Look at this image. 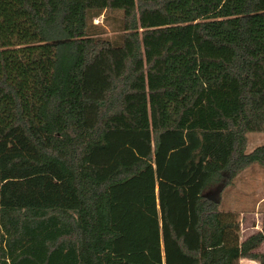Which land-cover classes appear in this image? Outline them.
Wrapping results in <instances>:
<instances>
[{
  "label": "trees",
  "instance_id": "trees-1",
  "mask_svg": "<svg viewBox=\"0 0 264 264\" xmlns=\"http://www.w3.org/2000/svg\"><path fill=\"white\" fill-rule=\"evenodd\" d=\"M250 133L264 0H0V264H264Z\"/></svg>",
  "mask_w": 264,
  "mask_h": 264
},
{
  "label": "rangeland",
  "instance_id": "rangeland-1",
  "mask_svg": "<svg viewBox=\"0 0 264 264\" xmlns=\"http://www.w3.org/2000/svg\"><path fill=\"white\" fill-rule=\"evenodd\" d=\"M111 12L114 13L112 20L115 22H121L122 11L113 10ZM115 22H112L110 18L108 19V15H106V19H104V16H101L94 20L95 24L103 25L105 27L106 30L105 36L111 39L117 38L119 33L118 25ZM262 145H264V133H250L248 135L247 152H252L257 147ZM258 173H264V168L260 166H254L246 170L244 173L245 177L244 178L243 176L239 177L238 178L239 180H237L236 182L239 183L238 184L239 186L228 188L225 194L222 196V200L219 205V210L221 211L233 210L232 209L233 206L230 205L228 200L231 198H236L238 196L245 197L244 212L242 213L243 215H241L240 217L241 223H255V224L264 223V213L259 211H257L259 212L257 213L256 211L253 210V208H255L256 205V201H257L256 199H259L261 198L262 195H264V189H261L260 192L258 193V191L255 190V187L253 186L254 175ZM240 183H242L243 185L240 186ZM244 236L246 237V234H243V237ZM258 251L264 253V243L258 249ZM241 264H260V263L243 260Z\"/></svg>",
  "mask_w": 264,
  "mask_h": 264
},
{
  "label": "crops",
  "instance_id": "crops-1",
  "mask_svg": "<svg viewBox=\"0 0 264 264\" xmlns=\"http://www.w3.org/2000/svg\"><path fill=\"white\" fill-rule=\"evenodd\" d=\"M245 171L242 172L237 179L235 180V183L228 187V188H232V187H238L239 183H236L237 180H239L238 178L243 176V178L245 177L244 175ZM260 176V177H258ZM243 185L242 183H240V186ZM253 186L255 187V190L258 191V193L260 192L261 189H264V173H258L254 175L253 178ZM227 188V189H228ZM227 189H225L220 197V201L222 200V196L225 194V192L227 191ZM261 196V195H258ZM256 205L255 208H253L254 211H259V212H263L264 213V195L261 196V198L256 199ZM228 202L230 203L231 206H233V210H227V211H232V212H240L241 215H243L242 213L244 212V207H245V197H236V198H231L228 200ZM221 203V202H220ZM257 212V213H259ZM261 215V214H259ZM264 223H241V227H242V240H245L248 236L257 233V232H262L264 230L263 225ZM248 230V231H247ZM247 232V233H245ZM243 234H246V237H243ZM243 260H241L242 262ZM250 261V260H248ZM254 262V261H252ZM256 263V262H255Z\"/></svg>",
  "mask_w": 264,
  "mask_h": 264
}]
</instances>
